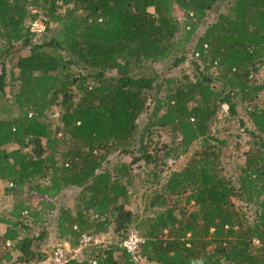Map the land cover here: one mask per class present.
<instances>
[{
    "label": "trees",
    "instance_id": "16d2710c",
    "mask_svg": "<svg viewBox=\"0 0 264 264\" xmlns=\"http://www.w3.org/2000/svg\"><path fill=\"white\" fill-rule=\"evenodd\" d=\"M218 1L0 0V181L16 196L0 215V245L19 243L18 262L43 259L38 245L48 234L22 237L23 212L36 225L56 210V237L73 248L82 233L116 235L64 264H134L121 245L132 229L144 239L141 258L154 264H264V108L254 102L264 73L249 78L264 68V0H233L213 13ZM39 17L56 28L36 42L29 23ZM187 57L191 75L162 74ZM147 61L169 62L146 74ZM234 95L247 102L254 131L231 181L211 127L222 103L236 114ZM54 107L57 127L48 116ZM197 143L181 168L162 180L161 170L152 172L157 187L140 213L128 208L134 162L164 165ZM116 152L131 161H109ZM69 189L77 190L75 205L57 206ZM22 190L39 209L19 198ZM11 250L0 249V264L13 259Z\"/></svg>",
    "mask_w": 264,
    "mask_h": 264
},
{
    "label": "rangeland",
    "instance_id": "374dc122",
    "mask_svg": "<svg viewBox=\"0 0 264 264\" xmlns=\"http://www.w3.org/2000/svg\"><path fill=\"white\" fill-rule=\"evenodd\" d=\"M233 0H219L212 9L213 13L220 12L226 9V7L231 3ZM174 16L177 18L178 21L182 20V15L180 11L175 8ZM46 18V17H45ZM47 20V19H46ZM56 28V25L52 22L49 25V29L45 31V33L40 36L42 37V40H47L52 33H54V30ZM39 37V38H40ZM38 38V39H39ZM37 38H33V41H38ZM36 41V42H37ZM169 61H165L162 63H151L149 61L143 63V69H141L146 74H152V73H159L161 71H165L167 67V63ZM7 70L8 73L12 71L13 65L11 63L7 64ZM166 75H178L181 73H186L191 75L193 73V67L190 62V57H187L177 68H174L172 71H167L162 74ZM264 68L257 65L254 70L251 71L252 76L249 75L250 79L254 80H261L263 77ZM8 74V79H9ZM11 86V85H10ZM10 86L7 87V90H10ZM9 93V91L7 92ZM232 102L235 105L236 114L231 115L229 112V106L227 103H222L217 111L216 118L213 121L211 132L214 135V137L218 138L219 140L223 141L224 143L221 146V167L222 171L225 174V176L230 179L231 181H234L237 179L239 175L240 168L244 165L246 160V154L251 146L252 143V137L247 132L248 131H254L253 125L251 120L249 119L247 115L246 107H248L247 102L241 100L239 95H234L232 98ZM257 105L264 108V90L260 92L254 101ZM48 116L53 124V127H57L58 123V111L54 107L52 108ZM145 121V116L140 118V123H143ZM246 129V130H245ZM200 143L193 144L190 151L186 155H180L178 158H171L167 157L163 159V164H155V162H145L144 160H138L134 162L131 166L132 172L137 177V182L135 185V188L137 189V193L134 196V201L132 205H128V208L135 211L136 213H140L143 208V202L144 199H146V196L152 194L153 189L157 187V185H152V172H160L161 179L162 180L165 175L174 169H179L182 166H184L189 158L192 156V154L196 150H200ZM118 153L116 152L112 156L109 157V161H113L116 158H119L121 160L130 162L132 157L130 155H124L119 154V156H116ZM163 169V170H162ZM9 187V183L0 181V215H3L6 213V211L9 210L10 205H12V201H14L15 197L13 193H7L6 189ZM154 187V188H153ZM12 194V196H11ZM77 194L76 189H69L63 192V194L59 195L56 200V205H67L68 207H73L75 205V196ZM10 195V198L8 197ZM19 198H22L26 201L28 205H30L34 209H39L37 205V198L33 196L32 192H26V190H22L18 193ZM239 206L240 203H237ZM56 212V210L51 211L50 213H46L45 215L41 216L43 217L42 223L37 222L36 225L31 224L32 217H27L24 219L22 223L27 224V228L23 229L21 236L30 238L35 233H37L41 228L46 229L48 232L47 237L42 239L38 245V249L42 255H46L50 251H52L53 246H55L57 243H59V239L56 237V232H54V229L52 228L53 225V215ZM39 219V217H38ZM4 223H0V227H4ZM1 234V232H0ZM96 235V234H94ZM101 244H108L110 242L116 241V235L114 232L109 230L106 233L98 235ZM19 244V243H18ZM15 242V247L13 246H7L6 244L0 245L1 250H8L12 249L13 256L15 258V261H10L9 264H15L18 262V258L20 257L19 254L17 256L15 249L18 246ZM3 246V247H1ZM75 248V247H74ZM18 249V248H17ZM19 251V250H18ZM75 258L80 256V253H72L71 256ZM37 264L35 261H32L28 264ZM139 264H154L149 261H146L142 258L141 262Z\"/></svg>",
    "mask_w": 264,
    "mask_h": 264
},
{
    "label": "built area",
    "instance_id": "2783aa9c",
    "mask_svg": "<svg viewBox=\"0 0 264 264\" xmlns=\"http://www.w3.org/2000/svg\"><path fill=\"white\" fill-rule=\"evenodd\" d=\"M45 17H39L29 23V31L35 38L42 36L46 31ZM206 48L207 46L204 45ZM198 57L199 54L195 53ZM250 76H252L250 72ZM9 187H12V183H9ZM12 205H10V208ZM25 217H29L26 211L23 212ZM75 228V227H74ZM144 239L138 235V233L132 229L129 231L127 237L122 241L121 245L125 251L131 256L134 264H139L142 260L139 249ZM13 242L7 241V246H12ZM101 244V240L98 235L90 233H82L78 238L77 247L73 248L67 240L57 243L53 246L52 251L44 255L43 259L39 260L37 264H64L71 256L72 253H80V251L89 245Z\"/></svg>",
    "mask_w": 264,
    "mask_h": 264
},
{
    "label": "crops",
    "instance_id": "0c3cea01",
    "mask_svg": "<svg viewBox=\"0 0 264 264\" xmlns=\"http://www.w3.org/2000/svg\"><path fill=\"white\" fill-rule=\"evenodd\" d=\"M0 196H1V194H0ZM11 196H12V194H11ZM8 197L10 198V195H8ZM12 203H13V201H12ZM3 225H4V224H3ZM5 227H6L5 225H4V227H0V232H1V234L4 232ZM16 244H17V242H16ZM12 246L15 247V246H16L15 243H13ZM15 252H16L17 256H18V254H19V256H20V253H19L17 247H16V249H15ZM11 254H13L12 250H11ZM12 257H13V259L11 260V262H12V261H15V258H14L13 255H12ZM36 263H37V262H36ZM15 264H26V263H23V262H17V263H15ZM33 264H34V263H33Z\"/></svg>",
    "mask_w": 264,
    "mask_h": 264
}]
</instances>
